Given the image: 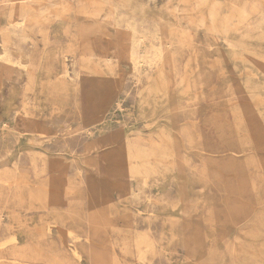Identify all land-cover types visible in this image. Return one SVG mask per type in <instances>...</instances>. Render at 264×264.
<instances>
[{
  "label": "rangeland",
  "instance_id": "374dc122",
  "mask_svg": "<svg viewBox=\"0 0 264 264\" xmlns=\"http://www.w3.org/2000/svg\"><path fill=\"white\" fill-rule=\"evenodd\" d=\"M25 1L0 0V264H264V0Z\"/></svg>",
  "mask_w": 264,
  "mask_h": 264
},
{
  "label": "bare ground",
  "instance_id": "6f19581e",
  "mask_svg": "<svg viewBox=\"0 0 264 264\" xmlns=\"http://www.w3.org/2000/svg\"><path fill=\"white\" fill-rule=\"evenodd\" d=\"M15 7H16V10H19L21 8H24V7H27L29 6V3L26 2L25 0H15ZM41 2V1H40ZM71 5H69V7L67 8V12H73L75 10V2L73 3H70ZM89 4H91L90 0H89ZM57 17H52L51 16L49 18H47L44 23L45 24H51L52 22H54L56 19H61L62 17H60V14L57 12L56 15ZM64 17V16H63ZM65 19H62V21H64ZM67 23V22H66ZM59 24V23H57ZM138 24L136 22V20H131L130 22V43H131V48L130 50H133L136 51V52H140L141 51V45L144 43L143 42V38L140 39V38H137L139 36V34L136 32V30L138 29ZM52 32V31H51ZM142 36V35H141ZM143 36H145L143 34ZM142 36V37H143ZM4 43H7L6 41H4ZM5 47V50H4V54L1 55L0 59L2 60V63L0 64V76L2 77L4 74H7L9 75L10 73L13 72L12 70V66H11V62H12V59L10 57V49L9 47H7L6 45L4 46ZM92 60H95L94 58ZM97 61V60H96ZM108 68V67H106ZM111 71V70H110ZM244 74V73H243ZM113 75V74H112ZM246 75V73H245ZM21 142V141H20ZM25 145V144H24ZM32 146V145H31ZM35 146V145H33ZM16 152V151H15ZM14 152V153H15ZM4 234V233H3ZM211 234V233H210ZM214 235V234H213ZM3 237V236H2ZM9 238V237H8ZM2 239V238H1ZM0 239V240H1ZM3 240H5L3 238ZM14 240H16L14 238ZM249 240V239H248ZM251 240V239H250ZM252 241V240H251ZM5 243L3 244H0V245H4ZM8 246V245H7Z\"/></svg>",
  "mask_w": 264,
  "mask_h": 264
}]
</instances>
